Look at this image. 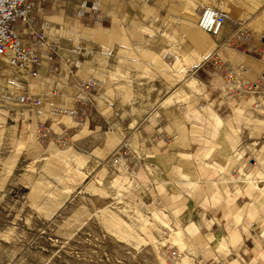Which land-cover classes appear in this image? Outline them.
<instances>
[{"label":"rangeland","instance_id":"1","mask_svg":"<svg viewBox=\"0 0 264 264\" xmlns=\"http://www.w3.org/2000/svg\"><path fill=\"white\" fill-rule=\"evenodd\" d=\"M102 2L110 20L103 39L85 35L89 26L76 17L55 18L46 33L49 54L62 63L48 76L65 68L67 79L73 66L81 77L73 106L53 103L65 98L56 86L66 79L39 86L0 57V264H210L200 236L152 190L148 198L140 156L162 125V107L206 91L194 79L200 65L228 66L219 50L234 47L240 29L260 44L264 0ZM204 7L229 16L220 34L198 27ZM196 31L217 49L198 66L207 48L195 42ZM254 96L225 99L253 112L260 131L254 152L264 166V102ZM83 103L85 113L71 111ZM54 113L75 124L56 131Z\"/></svg>","mask_w":264,"mask_h":264},{"label":"crops","instance_id":"2","mask_svg":"<svg viewBox=\"0 0 264 264\" xmlns=\"http://www.w3.org/2000/svg\"><path fill=\"white\" fill-rule=\"evenodd\" d=\"M101 5L102 0H34L28 23L19 24L27 41L37 42L40 34L46 40L47 50L42 54L39 75L31 78L33 84L46 86V81L55 83L67 77L65 68L48 76L49 71L62 65L49 54L53 42L46 37L54 19L76 17L81 22L83 18V24L92 27H85L84 34L103 39L99 32L109 30L106 25L110 20ZM193 37L207 48L203 57L197 55L194 64L198 66L217 49L215 44L206 43L201 32L196 31ZM231 41L234 47L219 50L228 67L246 68V78L255 79L262 69L256 53L260 44L255 39L248 43ZM210 62L194 71V79L207 88L203 94L160 109L162 125L140 156L144 174L141 182L148 198L153 200L152 190L159 205L181 216L185 225L200 236L204 241L201 255L210 264H264V179H260L264 166L254 152L259 126L248 117L252 111L225 99L222 88L226 76ZM73 68L68 67L72 76L66 84L56 86L65 98L56 96L55 106H73L76 101L70 94L76 92L82 80L78 74L73 75ZM25 75L30 77L27 71ZM254 100L264 102V94H256ZM201 105L203 110L199 109ZM87 109L83 103L71 111L83 114ZM54 117L52 127L56 131H61V124H75L66 114L54 113ZM227 172L233 180L226 179Z\"/></svg>","mask_w":264,"mask_h":264},{"label":"built area","instance_id":"3","mask_svg":"<svg viewBox=\"0 0 264 264\" xmlns=\"http://www.w3.org/2000/svg\"><path fill=\"white\" fill-rule=\"evenodd\" d=\"M33 5L34 0H0V57L8 58L13 65L28 69L33 76H36L44 53L45 36L38 35L37 42L27 41L22 30L19 29V24L24 26L28 23ZM228 19L229 16L224 12L204 7L199 13L198 27L208 34L218 35L223 31ZM255 38L256 34L248 29H240L233 35V39L245 43ZM259 40L260 46L256 53L262 69L253 80L246 78L249 74L246 68L235 70L221 61H212L213 67L222 70L226 76V82L222 88L226 98L244 100L251 98L255 92L264 93V29ZM122 158L121 154L115 155L114 163L119 164Z\"/></svg>","mask_w":264,"mask_h":264},{"label":"bare ground","instance_id":"4","mask_svg":"<svg viewBox=\"0 0 264 264\" xmlns=\"http://www.w3.org/2000/svg\"><path fill=\"white\" fill-rule=\"evenodd\" d=\"M8 60H9V59H8ZM10 63H11V61H10ZM11 64H12V63H11ZM12 65H13V64H12ZM13 66H15V65H13ZM15 67H17V66H15ZM17 68H19V67H17ZM20 69H23V68H20ZM24 70L27 71V72L29 73V76H30V77L36 78V77L39 75V72L37 73L36 76H33V74H31L30 70H28V69H24ZM260 93H262V92H255L253 95L260 94Z\"/></svg>","mask_w":264,"mask_h":264}]
</instances>
